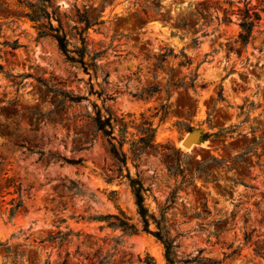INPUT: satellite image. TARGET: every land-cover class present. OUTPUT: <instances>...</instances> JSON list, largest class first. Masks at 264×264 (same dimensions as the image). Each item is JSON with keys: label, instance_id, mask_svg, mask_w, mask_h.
I'll return each mask as SVG.
<instances>
[{"label": "rangeland", "instance_id": "obj_1", "mask_svg": "<svg viewBox=\"0 0 264 264\" xmlns=\"http://www.w3.org/2000/svg\"><path fill=\"white\" fill-rule=\"evenodd\" d=\"M18 1L37 2L0 0V179L28 191L26 213L11 221L15 196L0 204V242L11 251L0 250V264H27L33 254L36 264H166L162 245L141 231L127 172L148 189L150 214L165 215L179 259L202 252L222 264H264L253 251H264V0H49L69 49L91 25L87 48L99 57L88 74L38 37ZM255 9L260 21L242 46L240 19ZM150 87L160 93L149 100L130 95ZM94 106L123 119L128 139L152 121L157 151L134 161L125 145L121 169L95 132ZM161 107L163 121L154 118ZM107 216L126 217L138 233L96 220ZM68 231L61 248L41 243Z\"/></svg>", "mask_w": 264, "mask_h": 264}, {"label": "trees", "instance_id": "obj_2", "mask_svg": "<svg viewBox=\"0 0 264 264\" xmlns=\"http://www.w3.org/2000/svg\"><path fill=\"white\" fill-rule=\"evenodd\" d=\"M18 6L24 11V16L30 21L34 29L37 31L39 38L49 37L54 40L61 54L65 57L66 61L73 66H78L82 69L85 74H88L90 70L96 73L98 68L96 60L99 54H94L88 51L86 43V33L88 29L91 28L89 23L85 24L82 31L81 38L79 40V46L73 49H69L66 36L63 34L60 26V22L56 16L55 11H49L50 1L49 0H37L36 3L29 1H18ZM53 21L57 22V27L52 24ZM260 21L259 11L251 10L246 11L239 22L240 32L238 34V42L242 46H246L252 40L253 30L257 23ZM228 22V20H227ZM16 48V45L14 49ZM166 55H162L163 60L166 59ZM194 80L192 81L191 89H195ZM92 93V91H90ZM160 89L157 87H150L147 89H142L137 94H130L133 98L138 100H149L154 95L159 94ZM64 98L68 99L71 103L77 104L85 100L82 97H73L70 95H63ZM99 96V95H98ZM101 97V95H100ZM222 100V99H220ZM105 101H113L111 98H106ZM168 112L164 107H161L157 114L154 116H160V121H163ZM91 122L96 133H99L101 137L106 141L108 152L113 160L122 168H126L127 165V154L124 151V146L129 145V152L132 155L134 161H138L146 151L153 150L157 151V146L155 145V135L156 129L154 128L153 122L148 120H142L139 126L136 127V135H131V139L127 138V127L123 119L117 120L109 110H104L97 106L93 107V117ZM225 130L220 131L219 135L226 134ZM134 136L137 139H133ZM14 146L18 148H24L19 143H14ZM179 153V152H177ZM43 155V153H41ZM180 154V153H179ZM246 154H242L239 158H243ZM48 161L53 163H59L60 161L66 162L64 159L48 153ZM183 174L180 166L177 168V174ZM127 180V184L133 195L135 206L137 209V215L140 219L141 231L152 235L163 247L164 250V260L166 264H222L221 261H215L212 259H204L198 257L193 259H179L176 253L178 245L175 244V239L170 238V229L167 226L165 215H161V219L158 220L153 214H150L149 210L145 206V196L148 193V189L144 187L142 182L138 177L132 178L127 172L123 177ZM69 192H75L79 194L80 191L76 185L71 184V187L66 188ZM28 190H23L21 184H18L15 180L10 178L0 179V204L4 203V199L7 196H15L6 205L9 207L6 212L8 219L11 221L18 215L26 213L25 203L23 199V193H27ZM98 221H102L108 224L112 229H119L125 235H135L138 233L136 227L130 224L126 217L118 216H107V217H97ZM155 226V230H150V225ZM252 233H244L243 245L250 244L252 242ZM72 233L70 231L62 233L58 232L55 235H49L41 243H47L49 245H56L58 248L63 247L68 244ZM119 243L117 242L116 245ZM232 249V245L228 247ZM0 250L4 255V258L11 257L10 248L5 243L0 242ZM240 247L235 248L230 254H223L224 260L232 259L239 256ZM258 258L264 260V251L261 252L258 249L253 250ZM17 259V257H14ZM22 260V259H21ZM35 254L31 255L27 259V264H36ZM44 264H49L45 261ZM60 264H67V261H63ZM144 264H154L152 259H148Z\"/></svg>", "mask_w": 264, "mask_h": 264}, {"label": "water", "instance_id": "obj_3", "mask_svg": "<svg viewBox=\"0 0 264 264\" xmlns=\"http://www.w3.org/2000/svg\"><path fill=\"white\" fill-rule=\"evenodd\" d=\"M184 145L188 147L190 146V142H185Z\"/></svg>", "mask_w": 264, "mask_h": 264}]
</instances>
